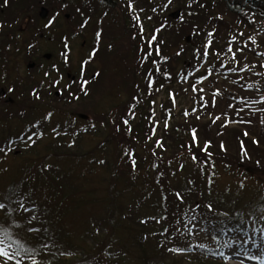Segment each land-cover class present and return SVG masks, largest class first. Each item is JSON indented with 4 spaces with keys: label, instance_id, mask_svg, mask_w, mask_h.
I'll return each instance as SVG.
<instances>
[{
    "label": "trees",
    "instance_id": "obj_1",
    "mask_svg": "<svg viewBox=\"0 0 264 264\" xmlns=\"http://www.w3.org/2000/svg\"><path fill=\"white\" fill-rule=\"evenodd\" d=\"M30 1L31 6L33 7L41 3V0ZM44 1L45 4H48L47 7L51 8L52 13H57V11H59L58 9L61 7L64 8L60 10L61 13H71L72 17H79V23L81 22L82 24L84 21H87L86 32H88V28L91 27L92 24L93 29L96 25V22L93 20V13H97L101 10H106L108 12L113 10L114 12H117L119 15L118 19L120 20L118 24L123 30L121 38H126V42L129 44L128 50L130 51L131 57L134 55L139 57L138 67L139 65L141 67H139L140 76L137 79H132L131 83H129L130 91H127L129 96V104L124 118L128 120V124L124 125L122 122H120V124L117 122L118 124L115 123L114 125H111L106 117L105 119H102V128L98 125V128H89V130H86V132L101 137L103 130L106 128L110 129L111 127L113 129V133H115L114 129L117 128L116 135L120 136L121 132H124L126 126L127 130L125 133H127V135L130 137L128 141L130 142L131 147L132 145L139 146V151L142 150V154H144V156H142L143 158H141V165H137L138 169H145L146 165L149 163L143 161V159H146V157H149L155 162L162 161V164H167V167H170V164L172 165L174 161H184L189 157L192 159V156L196 155L198 158L196 160L197 164L205 165L206 168L204 169V172H209L213 175L214 179L212 180L214 181V184L208 187L207 183L203 182L201 179L208 178L209 176H204L202 172L196 174L200 181L194 180V182L197 183L193 184L191 178L193 176V172L183 174L185 169L180 172V174L184 175L186 179L185 182L182 181V179H180L179 182L174 180L173 184L171 185L168 183L169 180L163 182L162 190L160 192L157 191L156 193L159 197H161L160 203H165V209H168L167 211H169V213L167 214L165 220L163 218L159 224H154L152 221L158 222L161 216L157 221L151 220L152 216L150 215H146L145 217V212L140 209L144 203L140 202L137 205L132 199V197L136 199L138 192H145V194H147L146 198H148L149 194H153V189H150L148 193L147 189L145 190V188H142V191L139 190L137 192L135 188L133 189L137 183L129 181L132 180V178L126 180L128 187L126 183L124 185L125 179L120 178V171H124V167H122V164H120V159L122 158V142L119 144L120 147L118 145H115L114 147V145L111 143V139H107L105 137L107 146H101V148H98L103 149L104 153L96 152L97 147L96 151L94 150L92 153H85L82 151V145L78 143V138L73 139L71 142H66L63 139H59V147L55 146V153L57 156L56 154L52 153L51 157L48 158L49 161L51 160L54 165L31 170L32 173L27 167L22 169L24 171H20L22 175L24 174V176L21 177L20 183L18 181V184L12 186L10 188V192L7 193L8 199H6V209L2 210L4 213L2 216L3 219L7 218L12 219L13 221L15 217L16 219L19 218V213H22V209L20 208L19 203H17L18 197H27V199L31 201V205L35 203L38 205V207L35 208H39V216H36L37 212H35L34 214L30 215L28 219H24V224L27 227H31L32 224L37 225L34 222L35 220H33L36 218L39 221L37 227L42 228L44 225V220L40 215V211L46 210L49 212V210L52 208V211L56 212V214L53 215L54 217L51 218L52 225L56 229V235L55 237H51L52 233L49 232V235L46 234L45 236H42V233L37 235L35 232V239L37 240L38 238L37 241H39L40 244H38L39 247L36 249L34 258H36V261H47L48 259H55L58 256H63V253L52 251V248H46V245L50 243V239L63 244V247L66 248H68L72 243L73 237L72 235H68L71 233L65 227V219H63L68 213L63 214V212L66 207L69 208L68 206H71L72 210H69V216L77 212V206H79V208L84 206L92 207L94 204L93 202H98V200L93 199L91 190L88 186H86V181L88 180L85 176L87 174L88 176L92 177L94 172H96L94 171L96 168H93V166L96 167L97 165H102V168H98H100L104 174H109L111 176V182L106 189L108 196L107 198L100 200L104 204H108L107 216L105 219H103L105 222L102 223V229L100 231H86L83 236H80L79 238L76 237V240L80 242H86L84 244V250L86 251L85 253H90V255H92L91 260L87 261L86 264H95L93 263V256L94 251H97L98 247L104 248L103 250L106 252L113 250V248L117 247L115 243L121 241L118 240V238H115L113 231H111L109 235L110 237H107V240L102 234L104 231L103 228L111 227L110 224H114L111 212L114 213L117 209L119 210L118 214L120 215V218L125 216V219H128V221L131 219L133 228L138 229V235L141 237L138 247L143 257L140 258V260L144 261L143 264H222L216 259L200 256L184 259L185 261L183 259H175L176 257H173L172 259L174 262L170 261L167 263L169 260L167 257V248L173 247L179 240L180 235L183 234L181 226L185 227L187 219L186 217H188V214L199 210L205 215L209 210V205H211V212L213 210L216 211V209L217 211H230V213H233L234 210L239 212L243 211L241 210L242 198L246 195H243L239 192V194H241L240 196L238 194H234V192H231L234 191V182H236L234 180H236V177L240 176L239 174H242V176L247 178L253 177L246 176L242 172L240 173L239 171H242V166H239L240 168L238 169H233L235 166H237V163L230 162L227 160V158H230L228 156V151L230 149L232 150L234 144L236 145L237 151L241 156L240 158L238 155L239 157L237 160L240 161V163L241 159L251 162L253 158L251 153L253 152L256 154H262L264 152L262 145H260V142L264 141V136H262V134H258V131L252 132L251 129L253 128H250L255 123V128L264 129V123L261 122L264 120V73L260 68L264 60V4L256 2L253 9L249 11L244 8L232 6L230 0H191V2L190 0H180L178 11H180L182 15L180 17L181 19L171 20V18L166 19L163 18L165 16H160L158 17V21L153 17V19L146 20V24L143 26V30L140 33L141 29L136 27V23H130V18L128 16L130 10L128 9L127 2L124 0ZM22 2H24V0H16L14 3L11 2L9 7L11 8L16 5H23ZM153 2L154 0L151 2L150 0H142V3H144V6L150 12L154 6L162 5V3ZM24 7H28V5H25ZM8 11L11 12L12 10ZM161 13H163V11H158V15ZM110 28L118 30L117 25ZM156 29H160V32L159 34L156 33L157 39L152 43V47H149V39L152 35H155L154 31ZM243 31H245L247 34L256 33V36H258L257 38L260 39L256 41L255 44L257 46L254 47L258 49L259 52L252 55L249 59L246 58V60L242 58L243 56H247L246 53H244L245 55H238V59L233 58V49H236L237 47L235 46V42L237 41L236 37L239 34L242 35ZM147 32H149V34ZM4 34L5 33H3V35ZM189 35H191L193 38L191 44L186 43V37ZM18 37H16V41L13 40L11 44H14V48L20 53L22 52V50L20 51V48H22V41L26 39L25 37L23 38V35L19 38ZM108 37L109 36H107V38ZM113 38V40L110 38V40L107 41L104 50H101L99 54V50L95 49L92 55L89 54L88 57L84 58L83 56L80 59L81 63L79 69L76 72L77 76L75 80L72 79L68 83L69 87L67 92L59 91V95H54L51 92V98L53 99H49L48 97L44 98L42 95L41 100L38 102L48 99L53 103L61 101V103L66 104L67 101L71 102L76 100V106L78 108L80 107V109L85 112L87 108L84 105L86 103L93 102L94 95L96 93V86L99 83L96 81V79L99 78L102 73L99 66L97 68H93V61L99 59L103 62V60L111 57L108 54L106 55V53H109V48L112 50L116 46L115 35H113ZM209 41H211V45L210 47H206ZM192 43L194 45H192ZM108 44L110 45L107 46ZM230 47L232 48L231 52L229 51ZM6 48H9V52L11 51L9 45H6ZM26 48L25 52L27 51ZM157 48L159 49V53L155 51ZM205 52L208 54L204 55ZM148 53H151V55L148 56ZM146 56L147 58L145 59L144 57ZM25 57L30 58V56ZM124 60L127 59L124 58ZM205 60L209 61V63L203 68L204 74L201 75L203 77L199 79L204 80V82L206 80L207 85H205V83L204 85L200 86V91L198 92H196L194 88H191L190 90L195 94L194 99L196 105H200L202 101L207 103V108L205 107L206 111H201L202 109L197 108L200 113L199 119L192 118V116L184 117V113H181L182 116H180V119H175L170 127L165 129L164 133L167 143L165 142V139L159 140L160 142L163 141L165 143L158 151L157 148L160 146L157 144V141L154 143V145L149 144V141L152 142L154 139L153 137L155 136L152 133L154 128L151 127L149 130H147V132H144L145 127H143L144 118L147 117L150 109L153 110L155 104L153 103L155 102V94L163 90L161 85L166 80H170L171 76L177 73V69H183L185 72H194L196 70H200L204 66L203 63ZM34 61L36 62L35 57ZM83 61H89V63L87 62V64L82 65ZM68 62H65V64L68 65ZM12 63L14 64L11 58L8 60H3V58L0 56V88H4L8 94V98H5L6 103H4L6 106L2 108L0 104V114L4 109L7 111L6 113L8 115V113L12 110V106L15 105L13 108L17 107L18 113L25 114L27 117H31L33 115H39L40 117H43L41 114L44 115L51 112L53 114L51 117L53 118L57 114V111L54 109L48 108L42 112H38L36 111L37 109H34V107H28L33 105L30 103H32L33 100L35 101V98L37 99V96H34L33 94H36L37 90H32L29 87L30 81H34L32 79L33 77H22V79L12 81L15 83V85L12 84V82L9 85L8 81L3 80L7 79V77L13 78V76L9 77L10 72L12 70L15 72L16 69L15 65ZM41 63L43 62L36 63L34 67L39 66ZM11 64L13 66L12 69ZM235 66L239 67V73L233 70ZM91 67L93 68V73L91 72ZM64 70L65 69H61L60 72L63 73ZM166 73L168 75H165ZM227 73H230L231 75H228ZM229 76L231 77L229 78ZM220 77H223L222 81H220ZM47 79L48 75L46 76V81L44 84L38 82V84H40L39 86L44 85V87H46L48 83ZM85 79L89 81V84L85 86L88 92L87 95L82 94L78 90L79 86L82 84V81ZM149 80L152 81L151 86L148 84ZM31 95L33 97H31ZM36 95L40 96V94ZM165 95L167 96V103H162L160 105L161 116L164 119L167 115V111L172 109L171 100L168 99V91H166ZM213 98L214 100L218 99L221 102L228 101L231 103L230 107L231 110H233L231 113L227 114L228 118L230 119L229 121L222 122L219 120L220 118L216 119L213 117V115H215L213 110L216 107L215 106L211 108ZM1 100L2 99H0V101ZM197 100H199V102H197ZM23 105H25L26 108H24ZM95 109L97 110V107ZM129 109L132 110L128 111ZM211 109H213L212 111L214 113L211 111ZM87 114L90 116H98L100 115V110L98 113L93 111L92 113ZM72 116L74 117V115ZM130 116L133 119H130ZM17 119H22V116L16 114L12 116L9 115L8 118L9 121ZM30 119L33 120V118ZM235 125H238V127ZM242 128L249 129V131H243ZM193 129L196 130L197 139L195 142L192 140ZM67 132L68 131H66V133ZM143 132L144 134H142ZM244 132L247 133V135H245ZM260 135L261 137L259 139ZM8 136H10V134H8ZM111 137H113L112 134ZM209 141L211 143L208 144L207 149L210 152L207 154L205 151H203V148H205L206 143ZM221 144H223V153H221ZM12 145L14 146L12 147ZM27 146H22V143H17L16 140L15 142H12L10 145L12 148H10L9 153H7L10 155L16 151L21 152V148H23V153L29 151H33L34 153L37 151V149H32L35 147V145L31 147ZM110 147H114L115 156L109 155ZM70 150H72L73 153L68 155ZM59 153H61V156H59ZM112 154L113 153L111 152V155ZM126 155H128L127 160L131 162V165L133 161H138L135 156L130 154V150H128ZM167 155L170 157H167ZM98 156H101V161L103 163L99 161ZM162 156H165L166 158H163ZM45 158L47 159V157ZM69 162L74 163L72 168H70ZM100 162L101 164H99ZM211 165L217 166L218 170H216V172L210 171ZM130 170L135 171L136 168L130 166ZM14 173L18 174L17 172ZM189 174H191V176H189ZM220 174H225L231 179L229 182L230 185H224L220 188V191L215 192L213 187L215 185L218 187L219 182L216 180ZM139 179L140 178H138V180ZM257 180L260 184V186L258 185V194L261 196V199H264V179ZM225 187H227L226 190ZM131 192L132 197L128 198V195ZM177 192L182 195V201L176 197L175 193ZM256 197L257 196L255 195L253 201H257ZM38 198H40L41 201L36 200ZM119 200L120 202L123 201L121 205H118L117 203ZM261 203V205H255L251 202L249 206L252 205V207L264 208V201H261ZM40 204L42 205L40 206ZM153 207L155 208L156 205ZM151 209L146 210L148 212V210ZM207 215L210 214L207 213ZM68 216L67 218H69ZM25 217H27V215H25ZM145 218L149 220L142 223ZM117 227L124 232V225L121 227V225L117 224ZM25 232L29 231L26 229ZM99 233H101L100 237H98ZM29 234L32 235L30 232ZM184 236L190 241L192 238H194L193 236H190L188 232H186ZM88 238H91V240L95 241L94 244H96V246H91L89 244L90 241L87 242ZM102 243H104V247H102ZM126 243H128V241H126ZM158 249L160 251H158ZM76 251H79V249ZM113 258L115 259L111 260V264H124L127 262L126 259L120 258V256H115ZM155 259L159 261H151ZM27 260L29 263H31V260H29L23 253L22 264H24ZM68 263V261L65 262L64 260H57V262L54 264Z\"/></svg>",
    "mask_w": 264,
    "mask_h": 264
},
{
    "label": "rangeland",
    "instance_id": "obj_2",
    "mask_svg": "<svg viewBox=\"0 0 264 264\" xmlns=\"http://www.w3.org/2000/svg\"><path fill=\"white\" fill-rule=\"evenodd\" d=\"M14 1L16 0H7V2H5V0H0V56L1 58H3V60H8L10 58H12V60L14 62H16L15 66L16 67H20L19 70H15V72L12 70L10 72V76L13 78H8L7 79H3L8 81L9 85L12 81H17V79H21L20 76L22 77H29L30 74L31 75H35L38 76L37 78L39 79V82H41L42 80H44V73H46L47 71H49V76H48V83L46 85V87L43 89L42 85L39 86L40 84H38L36 81H30V88L32 90H37L36 94H40L39 95H34L37 96V100L35 98V101L33 100L32 103L33 105H30L28 107H34V109H37L36 111H40L42 112L45 109H54L56 110L57 114L52 118L51 122L49 125H47L48 129H55V133H57V137L53 138V136H50L48 138H46V140L43 142H40L41 144L36 145L34 148L32 149H37L36 152L33 153V151H29L26 153L20 152V151H16L13 154H8L9 153V146L6 147L8 145V143H4L0 145V152L2 151L3 148H9L8 153H6L5 155H1L0 154V185H2V189H4L10 182V180L12 179V181H17L16 179V173L20 172V167L22 165H25L26 167H28L31 170H35V169H39L41 167L44 166H49V165H54L52 163V161L48 158L51 157V154L55 153V146H58V141L59 139H63L65 140L67 138L66 142H71L73 139L78 138V143H80L82 145V151L83 152H89L92 153L94 150L96 151V147H97V151L96 152H103V149H98L101 148V146L106 147L107 143H106V138L107 139H111V143L112 145H118L122 142L121 148H122V158L120 159V164H122V167H124V171H120L121 177L120 178H124V185L126 183L127 185V181L129 178H132V180H129L130 182H135L137 183L136 186H139L137 188V191L139 190V188L141 186H144L143 188H145V190L147 189V193L150 191V188L153 187V190H158L159 188L161 189L163 186V182L169 180V184H173V174L170 176V174L166 177V171H165V167L167 166V164H162V161H153L152 159H150L149 157H146V159L144 158L143 161L145 162H149L145 169H138L137 165L139 166V164L141 165L142 161L141 158H143L142 156H144V154H142V150L139 151V146H134L130 145V142L128 141V139L130 138L127 133H125L126 126H125V130L124 132H121L120 136L116 135L117 132V128L114 129L115 133H113V129L110 127V129L106 128L103 130L101 137L93 135L92 133H88L86 132V130L88 128H95V127H103V121L102 119H105L107 117L108 121L110 122L111 125H114L113 121L115 120V123L118 124L117 122H121L120 116L121 114H125L126 115V111L128 109V100H129V96H128V92L130 91L129 89V83H131L132 79H137L140 74H139V67H138V63H139V57L138 56H133L131 57L130 51L128 50L129 48V44L126 42V38H121L122 37V27L118 24V22H120V20L118 19V14L117 13H110L109 12H104L99 16L100 20H98V22L96 23L94 29H93V24L91 27H89V33L90 34H85L84 35V30L83 28L80 27L81 22L79 23V17H72L71 13L66 14L61 13L60 10L64 9V8H59L57 11V13H52L51 8H48V4H45L44 0H41V3L36 5V6H31V1L30 0H24L23 5H16L13 7H9V5L11 4V2L14 3ZM25 5H28V7H24ZM12 10L11 12L8 10ZM172 12H174L172 10ZM2 13V14H1ZM74 15V14H73ZM75 16V15H74ZM53 18V23L51 25H49V27L47 28V21L49 19ZM171 20H173V18H171ZM257 23V22H255ZM117 25V29H111L110 27H113ZM5 33V36H2L3 33ZM100 33L99 36H97L96 34ZM18 35H23V38H33V41L30 42V40L27 42L26 45L23 46V41H22V52H18V50H16L14 48V44L12 45L11 43L13 42V40L16 41V37H18ZM104 35V36H103ZM111 35V36H110ZM113 35H115V43L116 46L110 50L111 48H109V53H106V55L108 54L109 57L108 59H105L102 61L98 60H94L93 61V68H97L98 66L101 68V75L99 76V78L96 79L98 83V85L96 86V93L94 95V99L93 102L91 103H86L84 106H86V110L85 112L83 110L80 109V107L78 108L76 106V100H73L71 102H66L65 103H61V101L58 102H51L50 100H43L42 102H38L41 100L42 95L44 98L48 97L49 99H53L52 94L54 95H59V91H64L67 92L68 87H69V82L73 79L75 80L76 78V72L79 69L80 66V59L84 56L88 57L89 54H91L93 49H98L99 52L98 54L101 52V50H104L105 48V44L107 43L108 40H113ZM2 36V37H1ZM94 36H95V40H94ZM107 36H109L107 38ZM118 36V39H117ZM258 36H256V33L253 34H247L245 33V31H243L242 35H238L236 37L237 43L236 46L238 48L239 51H241V55L242 52L247 53V56H251L252 54L250 53L251 51L253 53H257L258 49L253 50L252 47H250L251 45L253 47L257 46L255 43L256 41L260 40L257 38ZM16 38V39H15ZM19 38V37H18ZM86 38V39H84ZM121 38V39H119ZM192 42V40L190 41V43ZM67 43L69 45L68 49L64 48V44ZM82 43H84V45L82 46ZM246 43H250V46H247ZM6 45H9L11 48V51L9 52V48H6ZM110 44H108L107 46H109ZM192 45H194L192 43ZM82 46V48H81ZM27 47V48H26ZM25 48H26V52H25ZM20 50V51H21ZM249 50V51H248ZM262 50V49H261ZM9 52V53H8ZM67 52L68 56H69V62L68 65L63 63V57L61 56V53ZM22 53V54H21ZM97 54V55H98ZM139 55V54H137ZM25 56H30V58H26ZM49 56V59H47ZM242 57L244 60L249 59L248 57ZM10 57V58H9ZM34 57L36 58V62L34 61ZM127 59V60H124ZM16 59V60H15ZM39 62H43L41 63L39 66L34 67V65L36 63ZM248 62V61H246ZM89 63V61H88ZM31 64L33 65V67L31 66ZM136 65V66H135ZM247 65V64H246ZM32 67V68H29ZM55 66V67H54ZM137 67V69H136ZM92 68V67H91ZM93 68L91 69V72L93 71ZM141 68V67H140ZM239 68V67H238ZM261 70L264 73V62L262 63V66L260 67ZM11 69H12V65H11ZM61 69H65L63 71V73L60 72ZM136 69V71H135ZM235 70H238L237 68ZM93 73V72H92ZM43 76V77H42ZM56 81H59V83H56ZM222 81V79H221ZM24 82V81H23ZM12 84L15 85V83L12 82ZM21 84V83H20ZM7 85V86H9ZM128 85V88H127ZM98 87V88H97ZM127 88V89H126ZM43 91V92H42ZM7 91L4 88H0V99H2L0 101L1 107L3 108L4 106H6L4 103H6L5 98H8V94L6 93ZM52 92V94H51ZM91 95V94H90ZM67 96V95H66ZM31 97H33L31 95ZM157 104L155 105V108H153V110H155V116L151 114V111L147 114V117L144 118V123H143V127L144 128V132H147V130H149L151 127L155 126L152 133L153 135H155L151 141H149L150 145H154V143L156 141L159 140H163L165 139V142L167 143V139L165 136V129L164 128V124L165 122H167V124H171L168 121L163 122V119L161 117V113L159 112L160 109V104L162 101V99L159 97L157 98ZM213 101V100H212ZM215 109H211V111L216 115V116H223L221 121L223 120H228V113H231V103L227 102H221L218 99H215ZM224 101V100H222ZM3 103V104H2ZM178 104H179V100H178ZM89 105V106H88ZM98 105V106H97ZM15 105L12 106V110L8 113L7 115V111L3 109V111L0 114V133L2 136H4L5 134L7 135L8 133L12 135V137L15 140H19L20 138V134L23 133L22 131L24 130V126H27V122H29L31 119L30 118H39L40 116H31V117H27L25 116V114H20L17 111V107L13 108ZM24 108H26L25 105H23ZM88 106V107H87ZM191 106V105H190ZM189 104L188 105H184L183 107H181V109L177 110V114H179L180 110H189L190 108ZM19 107V106H18ZM97 107V110L95 109ZM99 107V109H98ZM211 107L212 103H211ZM264 109V107H263ZM100 110V115H96V116H90L87 113H92L93 111H96V113H98V111ZM132 109H129L128 111H130ZM151 110V109H150ZM31 113V112H30ZM19 115L22 116V119H17V120H13V121H9V115ZM95 114V113H94ZM174 114H176V111L174 112ZM221 114V115H220ZM74 115V117L72 116ZM124 115V116H125ZM149 115V116H148ZM128 116V115H127ZM68 118H72L73 120L71 121V123H69V121H67L66 123V128H68V134L66 133H62V129H63V124L64 121H66ZM130 119H133L130 116ZM22 120H25V124ZM174 120V119H173ZM158 121V125L156 126V122ZM22 122V123H19ZM173 123V122H172ZM92 125H95V127H92ZM99 125V126H98ZM142 126V125H141ZM81 127L84 128V133H82ZM115 127V126H114ZM250 128L252 132H256L258 131V134H262V136H264V129H257L255 128V123L254 125H252ZM91 129V130H92ZM123 130V129H122ZM241 130V129H240ZM243 131H249V129L246 128H242ZM33 132V131H32ZM32 132L27 131L26 133V137L28 135H31ZM144 132L142 134H144ZM245 133V132H244ZM111 134L113 135V137H111ZM118 134V133H117ZM249 136V135H248ZM252 136V135H251ZM9 136H7L4 140H7ZM106 137V138H105ZM261 135L259 136L260 139ZM264 138V137H263ZM34 141H38V138H34ZM162 145H164L165 142L161 141ZM115 143V144H114ZM128 145H127V144ZM260 145H262V148L264 150V141L260 142ZM14 145H12L13 147ZM156 146V145H155ZM11 147V148H12ZM114 147H110L109 150V155L110 156H115V152H114ZM120 147V146H119ZM136 147V148H134ZM163 147V146H162ZM161 146L157 148V150L159 151L161 148ZM213 149V148H212ZM128 150H130V154L135 156L137 158L138 161H134L135 165L133 166V163L131 165V162L127 160L128 155H126V153L128 152ZM108 151V150H107ZM82 152V153H83ZM111 152L113 153L111 155ZM210 151L207 149V154ZM224 151H222L221 148V153H223ZM72 150L69 151L68 155L72 154ZM264 152L262 154H256L255 152L251 153L252 155V160L250 161H245L243 159H241V163L238 160V157L240 156L239 152L237 151V147L234 144V147L232 148V150L230 149L228 151V156L230 158H227V160H229L230 162H235L237 163V166H235L233 169H238L240 168L239 166H242V171H239L240 173L242 172L244 175L246 176H251L253 178H247L242 176L244 179H236L234 181V194H238L241 196V194L246 195L245 197L242 198V204L241 207L242 208H246V205L251 204L250 203V196L254 195V193L256 194V192H258V187L260 186L259 181L257 179H264ZM137 155V156H136ZM239 155V156H238ZM57 156V154H56ZM59 156H61V153H59ZM47 157V159L45 158ZM139 157V158H138ZM163 158H166L165 156H162ZM167 157H170L169 155H167ZM99 161L102 160L101 156H98ZM241 158V156H240ZM246 158V157H245ZM240 160V159H239ZM54 161V160H53ZM257 161H259L260 164L257 163ZM102 162V161H101ZM101 162L99 164H101ZM103 163V162H102ZM214 163V162H213ZM256 163V164H255ZM241 164V165H240ZM61 165V164H60ZM74 165L73 162L69 163L70 168H72V166ZM185 169V172H183V174L189 173V171L193 170V166L196 165L197 166V162L193 161L190 157L184 162L183 164ZM213 165V164H212ZM210 167V170H214L216 172V170H218L217 166H212ZM96 166V165H95ZM130 166L135 167L136 170L132 171L130 170ZM102 168V165L100 166H96L93 168L94 169V174L93 176H88L86 174V179L88 181H86V186L89 187V189L91 190L92 194H93V199L98 200V202H93V206L92 207H86L83 208L82 210H86V213H82L80 210H76L78 213V215L75 218H69L67 219V226L69 227V230H71L72 232H75L77 234H81L82 232H92L93 230H101L102 229V223H104L105 221L103 219L106 218L107 216V210H108V204H104L103 202L100 201V199L103 198H107L108 195H106V189L109 186V183L111 182V176L109 174H104L102 172V170L100 168ZM199 169H202V166H197ZM82 169V167H81ZM181 169L180 166V162H176L174 161L173 164H170V170L171 172L174 170L179 171L177 173V175L180 178H183L184 175L180 174V172L183 170ZM67 170V169H66ZM84 171V170H83ZM132 172V173H131ZM32 173V171H31ZM206 175V173L204 174V176ZM242 175V174H241ZM109 176V178H108ZM138 178H140L138 180ZM239 178V177H236ZM16 179V180H15ZM19 179V178H18ZM142 179V180H141ZM230 178L227 177L225 174H220L217 177V180L219 182V186L223 187L230 185ZM137 181V182H136ZM175 181H180V180H175ZM134 183V184H135ZM240 184V185H239ZM259 185V186H258ZM87 187V188H88ZM128 187V185H127ZM252 187V189H251ZM227 189V187H225V190ZM251 189V190H250ZM230 191V190H229ZM0 192H2V190H0ZM216 192V191H215ZM227 192V191H226ZM239 192L241 194H239ZM110 193V190H109ZM139 193V192H138ZM248 194V195H247ZM132 192L129 193L128 198L132 197ZM143 195H147V194H143ZM182 196V195H181ZM120 198V196H119ZM3 199V197L1 198V200ZM6 199V198H5ZM29 201V200H27ZM36 202V201H34ZM123 202V201H122ZM122 202H120V200L118 201V205H121ZM37 203V202H36ZM148 207V205H146ZM37 207V205L35 203H33V206L30 207H23L22 209V216L26 219L29 218L30 215H28L27 217H25L24 215L28 214V213H32L33 212H37L36 216H39V212L38 210L35 208ZM69 208H65L64 213H67L69 210H72L71 206H68ZM111 208V207H109ZM143 212H145V217L146 215H150L153 216L156 213L158 214L159 212L157 211L158 207L155 209L156 211L153 212H146V209L140 208ZM248 211H245L246 213H250L252 212V210L247 209ZM118 209L116 210V214L112 213V220L114 221V224L110 226L111 227H105L103 228V235L106 237H110V233L111 231H113V234L115 235V238H118V240H121L117 243H115V245L117 247L113 248V250H109V251H104V248H100L98 247L97 251H94V256H93V263L95 264H111V260L115 259L113 257L117 256L119 257L116 252L120 251L121 245L123 244H127L126 241H128L131 247V250L128 252L129 256H128V262H125L124 264H143L144 261L140 260V258L142 257L141 251L138 247V245L140 244V235H138V229L133 228V223L132 220L130 219V221H128V219H125V216H122L120 218V215L118 214ZM46 210L45 211H40V215L45 216L46 214ZM74 213V214H76ZM152 213V214H151ZM52 214H56V212H52ZM69 214V213H68ZM109 214V213H108ZM3 212L0 211V218L2 217ZM125 219V220H124ZM19 220V219H18ZM33 220H36V218H34ZM249 221V219H245V221ZM50 220H48L49 222ZM112 221V222H113ZM223 222V221H221ZM95 226H92L91 224H94ZM123 223V224H122ZM189 225L188 228L192 229L193 233H194V238L198 239L201 238L202 235L206 232L205 229V224L206 221H202L199 218L197 219H188V221L185 223ZM249 225H246L245 227V231H247V233L252 236L253 239H255L257 241V243H262L261 241V236L264 235V233H260V232H256L253 233V229L254 228H264V213L262 212H256L254 213V217H251V220L249 221ZM118 225H124L123 229L124 232H122L118 227ZM3 227L7 228L11 234L13 239L19 240V236L13 232L15 231L13 228H20V225L18 224V221L16 219H8L7 222H4V225H2ZM109 226V224H108ZM249 226V227H248ZM24 229H20L19 230V234L21 236H23L26 232V229L30 232L31 228L34 227H27L25 224L21 227ZM98 228V229H97ZM25 230V231H24ZM32 230V229H31ZM46 231L49 233H52L51 237H55V233L56 229L54 228V226H52L51 228L48 227V229H46ZM234 231V230H233ZM240 231V230H239ZM29 232H27V236L29 235ZM38 232V231H36ZM34 233V230H32V234ZM152 234V233H150ZM236 234V235H234ZM98 235V234H97ZM26 236V237H27ZM101 236V233H99V236ZM243 236V232L241 231V233H238V231H235L233 233H231V238L235 239L237 237H242ZM24 238V237H23ZM113 238V237H112ZM73 241V240H72ZM90 241V245L91 246H96L95 241L91 240V238L87 239V242ZM51 247L53 248V251H55L54 249H58L63 246V244H60L56 241H52L50 239L49 241ZM74 243H71V246L68 247L66 250H63V256H58L55 259H48L47 261H37V264H54L55 262H57V260L59 261H65V262H69L68 264H86L87 261L91 260V256L90 253L86 254L85 250H84V244L86 242H80V241H73ZM232 243V242H231ZM22 245V244H21ZM35 245V244H34ZM133 245V248H132ZM200 244L198 245V247H196V245H193V248H196L197 250H205V246L203 245V247H201ZM24 248V245H22ZM155 246V245H154ZM153 246V247H154ZM102 247H104V243H102ZM119 247V248H118ZM236 250H239V245L236 244ZM244 247L247 248H251L252 252H256V249L253 247L252 245V241L248 240L247 243L244 244ZM13 248H15V245L13 246ZM95 248V247H93ZM180 248H184V247H180ZM77 249H79V251H76ZM158 251H160L158 249ZM182 252V251H181ZM179 252V253H181ZM228 253L230 254V259L227 260L226 262H221L222 264H258L257 261H249L244 255H240V256H236L234 255V252L232 250L228 251ZM227 253V254H228ZM225 253V255H227ZM23 257V252L21 253V259ZM97 257V258H95ZM134 257V258H133ZM167 257L169 258L168 262L173 261V257L170 256V254L168 253ZM133 258V259H132ZM179 259H183L182 256L177 257ZM175 258V259H177ZM36 259V258H35ZM174 259V260H175ZM153 262L159 261L157 259L155 260H151ZM185 261V260H184ZM224 261V260H222ZM182 262V261H181ZM29 261L27 260L24 264H28ZM31 264V263H29ZM187 264V263H186Z\"/></svg>",
    "mask_w": 264,
    "mask_h": 264
},
{
    "label": "snow or ice",
    "instance_id": "obj_3",
    "mask_svg": "<svg viewBox=\"0 0 264 264\" xmlns=\"http://www.w3.org/2000/svg\"><path fill=\"white\" fill-rule=\"evenodd\" d=\"M5 2H7V0H5ZM173 2V0H167L166 3H163L162 5H160V9L161 11L163 10H166L169 5H171ZM191 2V0H190ZM128 7L129 9H132L133 8V4H132V0H129V4H128ZM156 8H152V11L153 12H156ZM190 14V13H189ZM133 19H135L137 21V23H140V18L139 16H134ZM148 19H151V17H148ZM183 19V17H182ZM53 23V20H49L48 22V25H51ZM46 25V26H48ZM87 25V21H84L80 27L81 28H84L86 27ZM142 26H141V31H142ZM156 32H159L160 29H156L155 30ZM97 36L100 35V33H97L96 34ZM211 35V34H209ZM157 37L156 35H152L149 39V42H148V46L149 47H152V43L154 41H156ZM211 45V41H209L208 45H206V47H210ZM64 48L65 49H68L69 48V45L67 43L64 44ZM155 51L157 53H159V49H155ZM229 51L231 52L232 51V48L230 47L229 48ZM208 53L205 52L204 55H207ZM62 57L64 58V61L65 62H68L69 61V56L67 54V52H64V53H61ZM92 55V54H90ZM148 56L151 55V53H148L147 54ZM145 59L147 58L144 57ZM233 58H235V53H233ZM167 59V58H165ZM88 61H83L82 62V65L83 64H87ZM55 67V66H54ZM45 75H49V73H45ZM165 75H168L167 73ZM56 83H59V81H56ZM89 84V81L87 79L83 80L82 81V84L79 86L78 90L84 94V95H87L88 92L85 88V86H87ZM149 86H151L152 84V81L149 80L148 82ZM194 90H196L194 88ZM35 95V93H33ZM170 96H172V94L170 93ZM78 98V97H77ZM175 102L174 100V97H173V103ZM154 103V102H153ZM212 106L215 107V101H214V98H213V101H212ZM151 111V114L154 115V110H150ZM185 115H187V111L184 113ZM53 114L51 112H49L45 119H50L51 116ZM124 115L125 114H121L120 116V119H121V122L124 124V125H127L128 124V120L126 118H124ZM197 119H199V116H197ZM216 119H219V117H216ZM215 122V121H213ZM262 123H264V120L261 121ZM113 123L115 124V120L113 121ZM158 123V121H157ZM165 127H168V124L167 122H165ZM222 126H226V125H222ZM92 127H95V125H92ZM53 131H55V129H53ZM42 135V133L40 134ZM245 135H247V133H245ZM197 139L196 137V130L193 129L192 130V140L195 142ZM211 142H207L206 145H205V149L204 151L207 152V146L208 144H210ZM258 143V142H256ZM157 144L159 146H163L161 144L160 141H157ZM221 148H223V144H221ZM192 159L193 161H196L198 158L196 155H193L192 156ZM257 163L259 164V161H257ZM135 165V162L133 161V166ZM183 167V165H181V168ZM176 197L179 199V200H183V197L181 196V194L179 192L175 193ZM209 210H211V205L208 206ZM6 209V205L4 203H0V210H4ZM145 222V221H142V223ZM31 231V229H30ZM243 232V236L242 237H237L235 239H233L232 243L231 244H227L226 247H228L229 249H231L233 252H234V255L236 256H240V255H244L249 261H257L258 264H264V235L261 236V241L262 243H257V241L255 239L252 238V236H250L247 231L245 230H241ZM256 232H260V233H264V228H254L253 229V233H256ZM248 240H251L252 241V245L253 247L256 249V252H252V249L251 248H245L244 247V244L247 243ZM238 244L239 245V250H236L233 248V245H236ZM15 245V248H13V246ZM201 247H203V245H201ZM29 251H32L34 253V250H29V249H24L23 246L21 245L20 241L19 240H16V239H13L12 237V234L11 232L3 227L2 225H0V264H22V259H21V253L23 252L25 256H27V258L29 260H31V264H37V261L36 259L34 258V254L33 255H29ZM170 251H177V252H181V251H184V249L182 248H175V249H170ZM219 255L223 258V260L227 261L230 259V256L229 255H225L223 252H220ZM243 264V262H242Z\"/></svg>",
    "mask_w": 264,
    "mask_h": 264
}]
</instances>
